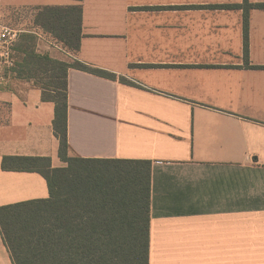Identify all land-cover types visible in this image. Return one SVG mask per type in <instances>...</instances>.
<instances>
[{
  "label": "crops",
  "instance_id": "obj_1",
  "mask_svg": "<svg viewBox=\"0 0 264 264\" xmlns=\"http://www.w3.org/2000/svg\"><path fill=\"white\" fill-rule=\"evenodd\" d=\"M242 2L0 0L7 16L27 9L26 28L39 7L81 4L77 52L34 49L116 75L68 69V156L150 163L148 264H264V8L249 10L246 60L243 9L229 6ZM14 58L0 87V206L49 197L39 172L3 169L4 156L67 166L54 103L16 46ZM0 264H14L1 230Z\"/></svg>",
  "mask_w": 264,
  "mask_h": 264
},
{
  "label": "trees",
  "instance_id": "obj_2",
  "mask_svg": "<svg viewBox=\"0 0 264 264\" xmlns=\"http://www.w3.org/2000/svg\"><path fill=\"white\" fill-rule=\"evenodd\" d=\"M229 6L243 9L247 60L249 10L264 8V3L243 0ZM33 23L71 53L78 51L81 4L39 7ZM19 40L20 71L40 86L43 101L54 103L53 130L59 139V157L67 166L52 168L48 157H3V169L39 172L49 189L48 198L0 206V230L14 264H148L150 163L116 160V167H99L91 165L92 160L68 156V69L113 80L116 75L79 61L38 54L36 37L30 32L21 33Z\"/></svg>",
  "mask_w": 264,
  "mask_h": 264
},
{
  "label": "built area",
  "instance_id": "obj_3",
  "mask_svg": "<svg viewBox=\"0 0 264 264\" xmlns=\"http://www.w3.org/2000/svg\"><path fill=\"white\" fill-rule=\"evenodd\" d=\"M26 8H12L11 17L19 22H22L24 16L27 15ZM2 8L0 3V87L6 83V70L10 69L15 64L14 52L16 43L23 32L32 33L37 40L58 48L63 54L70 56L72 53L58 43L49 33H46L41 28L31 22L26 28L22 25H14L2 20Z\"/></svg>",
  "mask_w": 264,
  "mask_h": 264
},
{
  "label": "rangeland",
  "instance_id": "obj_4",
  "mask_svg": "<svg viewBox=\"0 0 264 264\" xmlns=\"http://www.w3.org/2000/svg\"><path fill=\"white\" fill-rule=\"evenodd\" d=\"M2 20H4L5 22H8V23H11V24H14V25H24V26H26L24 23H23V21L22 22H19L18 20H15L13 17H11V15L9 16H7V14H6V12H3L2 13Z\"/></svg>",
  "mask_w": 264,
  "mask_h": 264
}]
</instances>
